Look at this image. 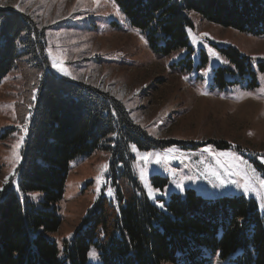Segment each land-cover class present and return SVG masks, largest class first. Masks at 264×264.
Masks as SVG:
<instances>
[{
    "label": "rangeland",
    "instance_id": "obj_1",
    "mask_svg": "<svg viewBox=\"0 0 264 264\" xmlns=\"http://www.w3.org/2000/svg\"><path fill=\"white\" fill-rule=\"evenodd\" d=\"M0 6L26 13L45 31L47 56L57 76L110 94L151 138L173 143L150 150L131 147L133 170L151 203L166 211L173 194L184 196L193 189L207 199H255L264 214V36L191 12V53L184 48L161 56L113 0H0ZM233 49L246 57L245 65L235 60ZM54 62L69 74L58 71ZM38 76L22 65L0 84V195L12 183L17 188L26 113ZM110 158L108 151L97 150L70 162L65 194L57 205L62 223L50 234L61 256L65 241L97 199L115 197ZM27 195L44 206L42 192ZM89 261L100 263L95 247ZM212 264L223 263L215 257Z\"/></svg>",
    "mask_w": 264,
    "mask_h": 264
},
{
    "label": "trees",
    "instance_id": "obj_2",
    "mask_svg": "<svg viewBox=\"0 0 264 264\" xmlns=\"http://www.w3.org/2000/svg\"><path fill=\"white\" fill-rule=\"evenodd\" d=\"M113 1L161 56L184 48L191 53V12L264 36V0ZM46 48L45 31L33 19L0 6V84L22 65L39 75L26 113L17 188L12 183L0 195V264H92V247L98 250L99 264H212L215 257L223 264H264V214L255 199H207L188 189L184 196L173 194L166 211L159 209L133 170L131 147L150 150L173 143L151 138L110 94L57 76ZM232 53L245 65L246 57L235 49ZM97 150L110 153L115 197L97 199L65 241L61 256L50 234L62 223L57 205L65 194L70 162ZM31 192L44 194L43 207L30 199Z\"/></svg>",
    "mask_w": 264,
    "mask_h": 264
},
{
    "label": "snow or ice",
    "instance_id": "obj_3",
    "mask_svg": "<svg viewBox=\"0 0 264 264\" xmlns=\"http://www.w3.org/2000/svg\"><path fill=\"white\" fill-rule=\"evenodd\" d=\"M53 66L56 67L58 69V71H60L62 74H65V75L69 74L66 71V69L62 66V63H60V62H54V65ZM147 158H148L147 156L144 157V159H147ZM261 184H264V180L261 181ZM157 193L159 195H166V193L160 192L159 189L157 190ZM153 198H155V197H153ZM160 207H164V205L163 204H160Z\"/></svg>",
    "mask_w": 264,
    "mask_h": 264
}]
</instances>
